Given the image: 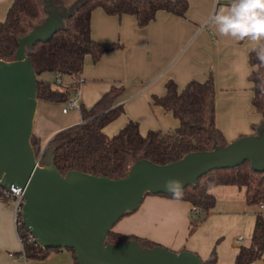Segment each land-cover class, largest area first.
<instances>
[{
	"label": "crops",
	"instance_id": "obj_1",
	"mask_svg": "<svg viewBox=\"0 0 264 264\" xmlns=\"http://www.w3.org/2000/svg\"><path fill=\"white\" fill-rule=\"evenodd\" d=\"M187 1L189 10L186 17L161 11L144 28L138 26L134 16L120 17L108 15L102 9L94 10L91 19L93 39L123 45L122 49L104 55L98 63L87 57L78 86L81 90L80 104L91 107L114 85L126 83L117 99L122 114L104 129L106 135L114 136L115 131L122 129L129 120L139 124L142 135L150 130L169 133L177 129L179 121L153 102V96L166 94L169 81H174L182 90L193 80H214L216 125L229 143L241 136L253 135L252 126L262 123V115L253 106V83L249 79L254 70L249 63V54L256 45L251 41L221 38L210 23L217 8L230 5L231 0ZM13 2L0 0V21L5 20ZM54 78L53 74L51 79L46 80ZM63 83L69 85L73 80L64 77ZM45 103L47 105L43 107L36 126L37 110L34 127V134L43 150L58 132L81 122L80 113L70 118L71 110L63 112L66 104ZM47 113L49 119L46 118ZM216 188H221L222 198H228L227 204H220L217 200L208 218L216 213L237 216L236 231L216 243V264H234L240 247L251 242L258 214L264 220V210L261 205H249L246 192L242 200L244 205L241 197L239 201L238 196L227 189L230 187L223 185ZM226 193L231 194L228 196ZM191 215L190 203L151 195L143 200L136 212L120 219L112 231L145 238L173 251H191L206 260L214 250L213 242L204 243L197 239L200 234H191ZM239 217L242 218L240 226ZM241 237L243 241L240 243L238 239ZM0 264H75V259L68 249L52 251L43 259L27 258L22 252L11 202L0 200ZM252 264H264V256Z\"/></svg>",
	"mask_w": 264,
	"mask_h": 264
},
{
	"label": "trees",
	"instance_id": "obj_2",
	"mask_svg": "<svg viewBox=\"0 0 264 264\" xmlns=\"http://www.w3.org/2000/svg\"><path fill=\"white\" fill-rule=\"evenodd\" d=\"M46 1L14 0L5 20L0 21V60L10 62L16 59L20 40L47 18ZM52 1L65 8L74 4L77 7L63 28L57 30L49 41H38L27 55L38 77V100L60 105L67 104L73 90L81 84L80 78L87 57L93 63H98L104 55L123 48L120 43L93 39L91 19L94 10L102 9L108 15L120 17L134 16L140 28L153 22L161 11L186 17L189 10L187 0ZM249 63L254 68L249 77L253 83V106L264 119V65L257 60L254 49L249 54ZM47 72L53 73L55 77L60 74L62 84H57L55 78L52 81L40 80V76ZM64 77L72 78L73 83L65 85ZM123 91V86L114 85L93 106L81 105V122L58 132L52 138L43 151L40 164H44L50 154L52 162L63 176L70 171H78L119 179L126 177L133 165L142 159L164 165L192 152L210 151L215 142L223 147L229 144L216 125V85L213 79L206 82L193 80L182 90L174 81H169L164 96H153L155 105L161 106L179 121L174 131L163 133L150 130L142 135L139 124L129 120L117 134L109 138L104 129L122 114L117 99ZM258 127L252 126L254 134ZM32 145L39 158L43 149L35 134ZM223 185L245 187L249 205L264 204V172L255 171L249 161L233 169L214 170L200 178L197 185L183 190V198L178 200L190 203L192 211H196L195 217L191 215V228L203 223L214 210L217 198L210 191ZM157 196L173 199L172 195ZM131 214L127 213L124 217ZM132 239L144 247L159 245L145 238L117 234L114 231L110 232L107 243H124ZM23 242L27 258L43 259L52 251L60 250L43 248L39 244L30 243L26 238ZM68 250L73 253L75 264H78L75 252ZM263 256L264 220L258 214L251 242L248 246L240 247L234 264H252ZM217 260L214 249L204 263L216 264Z\"/></svg>",
	"mask_w": 264,
	"mask_h": 264
},
{
	"label": "water",
	"instance_id": "obj_3",
	"mask_svg": "<svg viewBox=\"0 0 264 264\" xmlns=\"http://www.w3.org/2000/svg\"><path fill=\"white\" fill-rule=\"evenodd\" d=\"M47 18L20 40L14 61L0 60V180L24 192L23 220L43 248L72 249L78 264H205L191 251L144 247L137 240L107 243L113 227L136 212L147 194L171 195L169 180L183 190L214 170L233 169L249 161L264 172V119L256 134L210 151L192 152L160 165L137 161L126 177L112 179L70 171L65 176L50 154L44 164L32 145L38 110V77L27 55L38 42L49 41L75 12L46 1ZM44 151V150H43Z\"/></svg>",
	"mask_w": 264,
	"mask_h": 264
},
{
	"label": "clouds",
	"instance_id": "obj_4",
	"mask_svg": "<svg viewBox=\"0 0 264 264\" xmlns=\"http://www.w3.org/2000/svg\"><path fill=\"white\" fill-rule=\"evenodd\" d=\"M210 23L221 38L253 42L256 45V58L264 65V0H231L230 5L217 8ZM165 189L173 199L183 198L180 181L169 180Z\"/></svg>",
	"mask_w": 264,
	"mask_h": 264
},
{
	"label": "rangeland",
	"instance_id": "obj_5",
	"mask_svg": "<svg viewBox=\"0 0 264 264\" xmlns=\"http://www.w3.org/2000/svg\"><path fill=\"white\" fill-rule=\"evenodd\" d=\"M53 77V73L51 72H47V73H44L40 76V80H46V79H51ZM125 86L126 83H118L117 86ZM85 97V96H84ZM80 102L81 101V97H80ZM85 102V98H83V103ZM47 105L45 102H40L39 103V109H38V118L36 120V126L38 125L39 123V117L42 116V111L44 110L43 107ZM77 113L79 115V111L78 110H75V109H71V112L69 114V117L70 118H73L74 115L76 116ZM46 118H50L48 113L46 114ZM49 125V124H48ZM121 130V128L117 129L115 131L114 134H117L119 131ZM107 134H110L107 132ZM113 134V133H111ZM107 137L110 138L109 135H106ZM230 188H227V189H231V193L232 195H237L238 196V200L240 201V197H241V202L242 200L244 199V195H245V192H246V189L245 187H238V186H228ZM221 188H212L211 189V193L213 195H216L218 198L217 200H220V204H227V199L225 200V198H222L223 196V193L219 190ZM231 193H226L228 196L231 194ZM8 203L11 202V200L7 199L6 200ZM244 205H245V202L243 201L242 202ZM221 207V206H220ZM216 211V209H215ZM240 214H242L240 212ZM244 215V214H243ZM209 217V216H208ZM204 221L205 224H198L196 226H193L191 228V234H200L199 237L197 238L199 241L203 240L204 243H212L213 242V245H212V249L216 248V243L217 242H221L223 240V237L225 239L228 238V236L232 235L233 232H235L236 228H237V216H235L234 214L231 215L229 213H216L214 215H212L210 218H208ZM243 217V216H242ZM239 226L241 225V222H242V218L239 217ZM197 230V231H196ZM227 234V235H226ZM216 252H217V249H215ZM218 254V252H217ZM201 257V255H199ZM202 258V257H201Z\"/></svg>",
	"mask_w": 264,
	"mask_h": 264
},
{
	"label": "built area",
	"instance_id": "obj_6",
	"mask_svg": "<svg viewBox=\"0 0 264 264\" xmlns=\"http://www.w3.org/2000/svg\"><path fill=\"white\" fill-rule=\"evenodd\" d=\"M55 81L57 84H62V76L60 74L56 75ZM81 90L77 87L73 90L72 97L69 99L66 104V108L63 109L64 113H67L68 110L75 109L81 112V104H80ZM43 155V151L39 157V161H41V157ZM7 199L11 200V205L14 210L15 224L18 233L19 240L22 245V252H24V242L23 240L26 238L30 243L38 244L34 236L29 232L26 228L23 220V207L25 204V196L22 189L17 185H12L11 187H4L2 184V180H0V200L6 201ZM261 209L264 210V204L261 205ZM196 216V211H192V217ZM24 228V230H22ZM243 238H239L238 242H242ZM13 256V254H10Z\"/></svg>",
	"mask_w": 264,
	"mask_h": 264
}]
</instances>
